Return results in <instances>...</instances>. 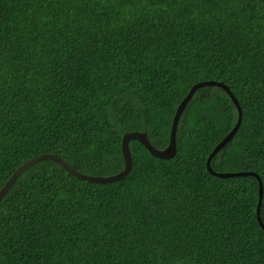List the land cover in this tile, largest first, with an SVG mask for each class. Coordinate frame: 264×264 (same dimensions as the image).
<instances>
[{"label": "trees", "instance_id": "16d2710c", "mask_svg": "<svg viewBox=\"0 0 264 264\" xmlns=\"http://www.w3.org/2000/svg\"><path fill=\"white\" fill-rule=\"evenodd\" d=\"M208 81L241 109L209 167L258 176L264 224V0H0V190L44 154L119 173L123 135L164 149ZM237 119L205 86L171 159L131 140L129 173L107 184L30 166L0 201V264H264L258 181L205 168Z\"/></svg>", "mask_w": 264, "mask_h": 264}, {"label": "water", "instance_id": "95a60500", "mask_svg": "<svg viewBox=\"0 0 264 264\" xmlns=\"http://www.w3.org/2000/svg\"><path fill=\"white\" fill-rule=\"evenodd\" d=\"M205 86H217L221 89H223L227 95L230 97L232 100L233 104H235L237 111H238V119L235 124V126L232 128V130L216 145L214 150L210 153V155L207 157V161L205 163V168L208 170V172L212 173L214 176L220 177V178H233V177H239V176H252L254 177L259 184V190H258V203L256 207V219L257 222L259 223V226L264 230V224L261 220L260 216V208H261V203H262V196H263V191H262V183L259 180L258 176L255 173H216L213 170L210 169L209 163L211 159L221 150L223 149L233 138L235 133L237 132L240 123H241V109L239 107V104L233 94L230 92L229 88L225 86L222 83H217L213 81H208V82H199L191 87L187 95L182 99L178 107L176 108V111L174 113V116L172 118L171 122V127H170V132H169V139H168V144L164 149H157L153 147L148 138L146 133L142 132H129L125 133L122 137L121 141V151H122V162L124 164V168L122 171L119 173L112 175V176H106V177H95V176H88L85 174H82L78 171H76L74 168H72L70 165H68L65 161L61 160L55 155L52 154H44V155H38L33 157L32 159L26 161L23 163L20 167H18L15 172L11 175V177L7 180V182L4 184V186L0 190V201L4 197V195L8 192L10 187L13 185L15 180L24 172L26 171L30 166L41 162V161H53L60 165L66 172L69 174L75 176L76 178L84 181H88L90 183H96V184H107V183H113L117 181L123 180L127 174L129 173L131 169V153L129 150V142L131 140H136L140 144H142L146 150L154 157L159 158V159H171L175 156L176 154V132H177V127H178V122L179 119L188 104V102L191 100L193 94L195 91H197L199 88L205 87Z\"/></svg>", "mask_w": 264, "mask_h": 264}]
</instances>
